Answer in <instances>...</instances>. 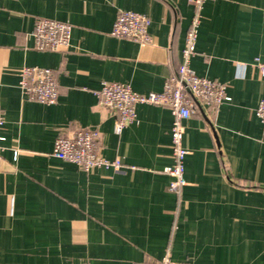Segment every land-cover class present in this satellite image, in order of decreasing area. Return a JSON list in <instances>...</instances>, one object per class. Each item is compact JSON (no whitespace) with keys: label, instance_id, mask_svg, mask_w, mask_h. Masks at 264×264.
Returning a JSON list of instances; mask_svg holds the SVG:
<instances>
[{"label":"crops","instance_id":"0c3cea01","mask_svg":"<svg viewBox=\"0 0 264 264\" xmlns=\"http://www.w3.org/2000/svg\"><path fill=\"white\" fill-rule=\"evenodd\" d=\"M149 19L150 44L109 35L116 16ZM194 15L186 0H0V264H264V0H205L190 68L226 85L229 101L199 104L184 122L186 186L170 193L168 108L139 104L120 134L102 83L159 93L175 73ZM71 26L69 47L35 49L37 22ZM23 67L47 68L58 97L19 87ZM94 129L119 171L90 172L52 156L54 141Z\"/></svg>","mask_w":264,"mask_h":264},{"label":"built area","instance_id":"2783aa9c","mask_svg":"<svg viewBox=\"0 0 264 264\" xmlns=\"http://www.w3.org/2000/svg\"><path fill=\"white\" fill-rule=\"evenodd\" d=\"M192 4L194 15L185 36L180 61L175 73L164 81L159 93L138 94L130 86L109 82L102 83L98 97L101 105L115 117L114 134H120L126 127L136 122L135 108L139 104L161 106L169 109L172 115L170 130L172 165L164 172L170 177L167 190L177 196L186 186L184 178V160L188 151L183 146L184 122L190 119L199 104L211 111L226 101V85L204 77L197 76L190 68V59L195 53V42L200 22V10L205 0H186ZM149 19L139 13L121 11L116 16L109 35L114 38H125L150 44L148 34ZM71 26L69 24L42 20L36 23L33 31L35 49L39 51H61L69 47ZM254 66L264 79V62L255 59ZM19 87L25 96L41 104L52 105L58 97L57 83L52 71L47 68L23 67L19 72ZM255 115L264 127V96L259 100ZM4 117L0 113V129ZM3 138L0 137V142ZM99 135L94 129L76 127L55 139L52 156L67 163L74 164L84 172L99 168L121 169L118 159L106 160L99 152ZM92 264V263H85ZM132 264H175L166 251L159 262H135Z\"/></svg>","mask_w":264,"mask_h":264}]
</instances>
